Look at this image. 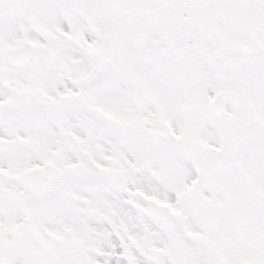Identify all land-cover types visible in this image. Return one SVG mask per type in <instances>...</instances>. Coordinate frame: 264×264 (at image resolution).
I'll list each match as a JSON object with an SVG mask.
<instances>
[{
  "label": "snow or ice",
  "instance_id": "snow-or-ice-1",
  "mask_svg": "<svg viewBox=\"0 0 264 264\" xmlns=\"http://www.w3.org/2000/svg\"><path fill=\"white\" fill-rule=\"evenodd\" d=\"M0 264H264V0H0Z\"/></svg>",
  "mask_w": 264,
  "mask_h": 264
}]
</instances>
